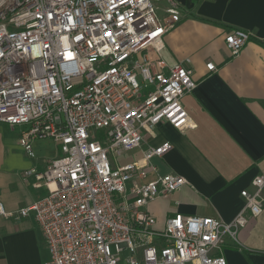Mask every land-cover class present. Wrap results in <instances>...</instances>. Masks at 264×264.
Masks as SVG:
<instances>
[{"label": "built area", "instance_id": "built-area-1", "mask_svg": "<svg viewBox=\"0 0 264 264\" xmlns=\"http://www.w3.org/2000/svg\"><path fill=\"white\" fill-rule=\"evenodd\" d=\"M154 1L0 0V122L26 126L20 144L29 157L34 139L59 148L44 170L23 172L47 194L15 212L0 201V216L33 215L47 264H226V239L241 246L238 230L262 210L259 174L252 190H241L231 221L175 213L155 230L145 206L186 182L175 173L147 179L151 160L172 144L147 146L123 164L109 158L140 148L143 131L160 121L178 130L192 124L181 102L196 86L192 70L160 55L181 13L170 1L160 16ZM248 38L235 29L224 42L236 55Z\"/></svg>", "mask_w": 264, "mask_h": 264}, {"label": "crops", "instance_id": "crops-1", "mask_svg": "<svg viewBox=\"0 0 264 264\" xmlns=\"http://www.w3.org/2000/svg\"><path fill=\"white\" fill-rule=\"evenodd\" d=\"M170 1L181 17L163 36L160 55L168 65L191 68L196 86L181 98L192 124L178 130L160 121L144 130L142 146L131 159L140 158L147 146L169 141L172 148L151 160L156 170L147 179L164 173L186 179L168 197L145 206L155 230L175 213L231 221L244 203L241 190H252V179L264 174V0H155L160 16ZM235 29L249 38L231 55L224 37ZM208 62L215 70H208ZM25 128L0 122V201L9 212L47 194L46 186H33L34 178L23 172L44 170L59 153L54 139H34V157H29L20 144ZM237 239L241 246L226 239L222 248L226 264H264V203ZM49 258L32 214L0 216V264H47Z\"/></svg>", "mask_w": 264, "mask_h": 264}, {"label": "rangeland", "instance_id": "rangeland-1", "mask_svg": "<svg viewBox=\"0 0 264 264\" xmlns=\"http://www.w3.org/2000/svg\"><path fill=\"white\" fill-rule=\"evenodd\" d=\"M55 141V140H54ZM56 142V141H55ZM135 150H131V151H128V152H125L124 154L120 155V156H116L115 158L110 154L109 155V158L111 160H116L117 163H120V164H123L125 162H128V161H132L131 159H133V157H135L133 154H134Z\"/></svg>", "mask_w": 264, "mask_h": 264}, {"label": "snow or ice", "instance_id": "snow-or-ice-1", "mask_svg": "<svg viewBox=\"0 0 264 264\" xmlns=\"http://www.w3.org/2000/svg\"><path fill=\"white\" fill-rule=\"evenodd\" d=\"M49 16L51 17V14H49ZM69 19H71V18H69ZM120 20H121V23H123V18L122 17L120 18ZM107 35L111 36V33H107ZM154 35H155V33H154ZM76 39L77 40H83V37L82 36H78V37H76ZM89 46H91V44H89ZM3 55H4V53L3 52H0V56H3ZM67 55L69 57H71L72 56V53L69 52V53H67Z\"/></svg>", "mask_w": 264, "mask_h": 264}]
</instances>
